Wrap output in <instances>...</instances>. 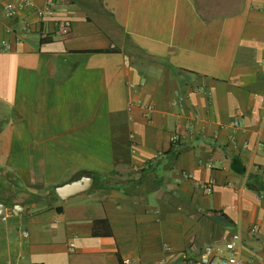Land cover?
<instances>
[{"label":"crops","instance_id":"crops-1","mask_svg":"<svg viewBox=\"0 0 264 264\" xmlns=\"http://www.w3.org/2000/svg\"><path fill=\"white\" fill-rule=\"evenodd\" d=\"M2 1L0 264H264V0H56L63 37Z\"/></svg>","mask_w":264,"mask_h":264},{"label":"built area","instance_id":"built-area-1","mask_svg":"<svg viewBox=\"0 0 264 264\" xmlns=\"http://www.w3.org/2000/svg\"><path fill=\"white\" fill-rule=\"evenodd\" d=\"M56 0H44L42 6H36L33 0H3L2 1V12L6 17H14L22 13H34L39 22L54 21L56 24L55 32L57 35L63 37L66 36L70 29L71 23L67 18H59L57 15ZM33 26L28 21H23L20 30L16 37H21L31 32ZM7 31H10L7 29ZM10 43L3 39L0 41V52L9 50ZM134 106L131 103L128 106V109H131ZM146 110L151 111L152 106H145ZM233 124H238L237 120L233 121ZM172 142H178V136L176 134L172 135ZM243 146H247V143H244ZM256 169L258 173L264 175V162L261 165H257ZM213 181L208 180L204 184L206 191L210 192L212 188ZM254 231V227L251 229ZM241 236L239 232H234L231 237L221 243H209L202 246L196 257L189 258L187 264H244L242 254L240 252ZM70 250L75 249V243L71 241L69 243ZM123 264H127L128 260L123 259Z\"/></svg>","mask_w":264,"mask_h":264},{"label":"water","instance_id":"water-1","mask_svg":"<svg viewBox=\"0 0 264 264\" xmlns=\"http://www.w3.org/2000/svg\"><path fill=\"white\" fill-rule=\"evenodd\" d=\"M93 177L91 175H82L80 178L73 180L69 183L57 186L55 191L61 199H65L70 195L85 191L92 185ZM0 208L3 209L4 205L0 204ZM3 211V210H2ZM3 213V212H0Z\"/></svg>","mask_w":264,"mask_h":264}]
</instances>
